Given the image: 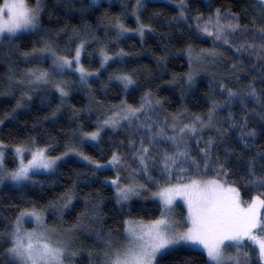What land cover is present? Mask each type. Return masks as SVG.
Here are the masks:
<instances>
[{
    "label": "trees",
    "instance_id": "1",
    "mask_svg": "<svg viewBox=\"0 0 264 264\" xmlns=\"http://www.w3.org/2000/svg\"><path fill=\"white\" fill-rule=\"evenodd\" d=\"M41 7L36 29L0 40V144L8 149L9 169L18 165L17 146L44 147L59 159L51 172L0 188V264H17L8 249L27 209L44 212L69 238L75 264H105L104 253L127 239L129 221L161 217L153 181L164 183L163 156L174 151L187 150L201 167L206 160L207 172L194 178L227 181L243 202L264 192L258 183L264 178V52L247 49L261 42L253 26L255 0H42ZM217 10L221 23L235 15L240 25L234 33L225 29L227 44L215 39L212 25L213 36L198 27ZM242 45L247 50L237 52ZM58 57L72 66L59 67ZM30 72H47V83H31ZM123 76L133 82L125 86ZM252 88L259 102L249 95ZM193 123L195 135L179 131ZM96 132L98 138L90 139ZM114 155L119 163H110ZM176 175L173 170V182ZM134 185L147 188L118 202L117 189ZM248 257V264H261L254 251ZM155 264L210 262L200 250L179 247Z\"/></svg>",
    "mask_w": 264,
    "mask_h": 264
},
{
    "label": "snow or ice",
    "instance_id": "2",
    "mask_svg": "<svg viewBox=\"0 0 264 264\" xmlns=\"http://www.w3.org/2000/svg\"><path fill=\"white\" fill-rule=\"evenodd\" d=\"M91 2L95 4L97 0H91ZM41 3L42 0H3V4L0 5V40L5 37L16 36L23 31L36 29L39 25L40 13L43 10ZM255 6L259 8V14L253 20V26L261 42L249 44L247 49L258 48L264 52V0H255ZM256 19L261 22L259 26L256 25ZM236 20L237 17L232 15V19L227 24L221 23L220 12L217 10L215 18L208 17V23L198 27H201V31L205 34L213 36L214 33L208 27V25H212L216 29L215 39L221 40L223 38L224 43L227 44L228 40L224 37V31L227 29L233 33L236 32L240 28V25L234 22ZM119 27L128 31V29L123 28V25H119ZM138 31L143 36L142 28ZM83 47L84 45L81 44L75 50L74 59L77 63ZM247 49L242 45L236 51H246ZM44 51L49 50L44 49ZM25 55L29 54L25 53ZM209 55L212 54L209 53ZM108 59L110 57L105 56V61ZM57 63L61 68H70L73 61L66 57H58ZM77 71L83 74L85 70L81 67ZM27 75L30 77L31 83H47V72H30ZM81 78L83 79V75ZM119 79L125 82V86L133 82L128 76L119 77ZM189 80L191 81V77ZM60 91L63 96L68 95L63 89ZM228 95L233 97L236 94L229 91ZM249 95L259 102L255 88H252ZM144 99L147 103V97ZM137 111L143 112L144 109L131 110L132 115L135 116ZM124 119L127 120L129 117L125 116ZM196 121L199 122L200 118L197 117ZM106 123L108 122L106 121ZM185 129L192 135H195L197 131L195 123L191 126L185 125L179 131L183 133ZM98 135V132L91 133L89 138L95 140ZM168 139L173 140L172 137H168ZM180 146L177 145V147ZM3 147L4 145L0 144V183L3 182ZM25 151L31 154V159L27 164H23L21 160L20 167L8 174V178L12 181L28 180L30 171L48 170L55 163L54 160L45 155L46 149L33 151L32 148L26 146L15 148V153L19 157H23ZM142 152L147 154L148 149L144 148ZM83 159L88 160L89 158L83 157ZM139 160L143 165V170L147 171L145 155H140ZM110 163H119V157L114 155ZM173 170L177 173L175 182H173ZM207 170V161L205 160L203 167H201L196 160L190 157L187 150L174 151L170 155H164L161 170L164 183L153 181L157 184V191L152 193V198L158 199L163 206L161 218L147 225L142 222L129 221V227L126 230L129 239L120 248L104 253L105 264H154L157 255L163 250L181 243L201 247L210 264H248V253L242 249L252 245L258 249L259 257L264 259V222H262L260 215V210L264 209V199L261 198L264 197V192L255 196L251 203L243 202L239 191L229 185L227 181L194 178V176L202 177ZM190 172L191 174L185 175ZM217 175L219 176V173ZM252 175L253 182H256L255 174ZM148 179L152 180L153 178L149 175ZM112 183L115 184L116 181H112ZM258 183L260 187L264 188V178L259 179ZM146 188V185L118 188V202L127 201L132 196H139L141 189ZM177 200L183 201L187 207L186 222L190 224V227H187L186 231L179 230L184 221H177L174 217ZM20 216L33 217L36 216V213L24 211L20 213ZM36 219L39 220L40 217L36 216ZM19 224L20 220L18 219L17 225L19 226ZM13 236L14 239L11 241L13 247L8 249V255L17 264H64L65 250L58 245H53L50 238L43 233L32 232L21 235L16 232L13 233ZM109 248H112L110 244ZM74 254L72 253V255Z\"/></svg>",
    "mask_w": 264,
    "mask_h": 264
},
{
    "label": "rangeland",
    "instance_id": "3",
    "mask_svg": "<svg viewBox=\"0 0 264 264\" xmlns=\"http://www.w3.org/2000/svg\"><path fill=\"white\" fill-rule=\"evenodd\" d=\"M100 1H116V0H97V3L100 2ZM140 1L142 2L144 0H140ZM145 1H148V0H145ZM163 1L168 2L170 0H163ZM2 4L3 3H1L0 5H2ZM31 6H33V5H31ZM137 10H138V7H135V8L133 7V18H134L135 23L137 25H139V19H138ZM29 31H31V30H29ZM29 148H32L33 151H35L36 149H46L44 147H31V146ZM4 149L5 150H8L6 148H4ZM6 153L7 152L3 153V173H2L3 182L0 183V188L2 186H4V185H7V184H10V185H13V186H21L22 184H24L25 182H28L31 179L32 174H34V173H47V172H51L54 169V167L58 164L57 158L50 157L49 154H48V152L46 151L45 155L49 159L55 161L54 165L50 169H48V170L40 169L38 171H35V170L30 171V173H29V177L30 178L28 180H24V181H21V182H15V181H12L11 179L8 178V174L10 172H12V171L17 170L20 167L21 160H22L23 164H27L28 161L31 159V154L29 152L25 151L24 154H23V157H19L15 153V149H13L12 150V153L14 154V156L16 157V159L18 161V165L14 169H9L6 166V159H7ZM197 179H199V178H197ZM206 180H212V179H206ZM240 198H241V195H240ZM241 200H242V198H241ZM251 202L252 201L247 202V203H251ZM162 208H163V206H162ZM24 211L35 212L36 213V216H39L40 219L37 220L36 219V216H33V217H21L19 215L18 219L20 220V224L18 226L17 225V221H16V224H15V233L16 232H19L21 235H24L26 233H32V232H35L37 234L43 233L44 235H46V236H48L50 238V242L53 245H58V246L62 247L65 250V260H64V264H75L76 261H77V259H78V255H76V253H75V248L72 247L73 245H71V242L69 241V238L66 239L65 238V235H62V234H60V233H58V232L55 231L57 227L54 226V225H52L49 221H47L46 214L44 212H42V211H38V210H35V209H27V210H24ZM24 211H22V212H24ZM187 215H188V213H187V207H186V205L183 203V201L177 200L176 206H175L174 217H175V219L177 221H184V223L181 225V227L179 229L181 231H186L187 230V227H190V224H188L186 222ZM260 215H261V212H260ZM160 218H158V219H160ZM132 222H142L143 224L147 225V224H150L153 221H132ZM127 225L129 227V223H127ZM133 226L135 227V224ZM128 239H129V234L127 236V239L124 242H121V243H118L117 244L118 248H120L123 244H125ZM246 243H248V242L246 241ZM12 247H13V244H12ZM179 247L192 248V249H197V250H200V251L204 252L203 249L201 247H199V246L181 243V244H178V245H174V246L170 247L169 249L163 250L160 254L157 255L154 264L156 263V261L161 256H163L164 254H166V253H168V252H170V251H172V250H174L176 248H179ZM242 251H247L248 255H251L253 253V251H254V253L256 254V256H257V258L259 260V262L261 264H264V259H261L259 257V255H258V249L256 248L255 245H252L251 247L246 248V249H242ZM72 253H75V254L72 255Z\"/></svg>",
    "mask_w": 264,
    "mask_h": 264
}]
</instances>
